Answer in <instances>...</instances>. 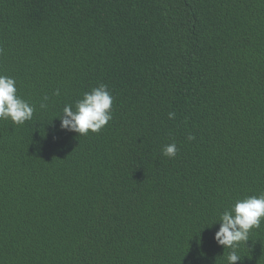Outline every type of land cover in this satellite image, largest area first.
Segmentation results:
<instances>
[{
	"label": "trees",
	"instance_id": "1",
	"mask_svg": "<svg viewBox=\"0 0 264 264\" xmlns=\"http://www.w3.org/2000/svg\"><path fill=\"white\" fill-rule=\"evenodd\" d=\"M0 74L35 109L0 120V264H228L215 222L264 193V0H0ZM101 83L107 125L62 131ZM238 255L264 264V220Z\"/></svg>",
	"mask_w": 264,
	"mask_h": 264
},
{
	"label": "clouds",
	"instance_id": "2",
	"mask_svg": "<svg viewBox=\"0 0 264 264\" xmlns=\"http://www.w3.org/2000/svg\"><path fill=\"white\" fill-rule=\"evenodd\" d=\"M16 81L14 78L0 74V120H11L14 124L22 125L32 119L35 111L30 103L17 95ZM59 90L55 95H59ZM47 96L44 97L46 101ZM113 97L107 89V85L100 84L90 92H85L83 98L72 105H65L59 116L60 129L87 135L99 132L112 118ZM40 107L46 108V103ZM175 113H169V118H174ZM189 140L194 139L189 135ZM177 147L175 143L165 145L162 154L166 157H175ZM264 220V193L247 196L238 199L230 207L226 208L215 223L219 224L215 232L214 240L224 249H231L227 256L228 264H237L241 260L238 248L241 242L249 240V232L258 228Z\"/></svg>",
	"mask_w": 264,
	"mask_h": 264
}]
</instances>
